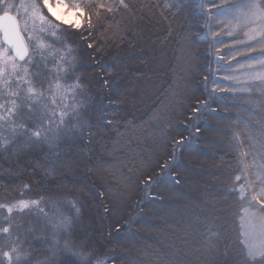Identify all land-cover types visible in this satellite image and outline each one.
<instances>
[{
    "label": "snow or ice",
    "instance_id": "obj_1",
    "mask_svg": "<svg viewBox=\"0 0 264 264\" xmlns=\"http://www.w3.org/2000/svg\"><path fill=\"white\" fill-rule=\"evenodd\" d=\"M181 6L179 2L167 5L176 11ZM146 7L133 0H0V129L9 133L0 143V154L10 152L15 158L42 152L39 160L30 162V174L33 179L39 174L36 183L51 193L31 198L32 186L20 179L28 168L0 167V189L15 192L18 197L0 202V210L6 213L0 215V234L11 241L9 250L0 249V264H115V252L103 258L98 255L92 225L83 223L81 218L78 204L82 201L78 194L93 190L99 197L107 194L109 199L102 202L103 211L114 215L134 189L135 180L121 173L123 187L118 184L116 194L110 187L97 184L93 176L103 179L115 167L108 156L116 152L119 141L108 145L100 136L97 149L87 147L79 151L76 141L86 131V144L91 145L94 124L103 132L116 123L114 113L97 115L103 109L87 103L104 99L103 93L89 95L93 84L85 83L87 72L100 69L104 76L99 77L98 83L114 91L116 81L111 75L118 70L117 66L122 71L125 61L132 56L115 57L109 63L104 59V51L113 46H131L136 38L134 26ZM199 8L206 16L204 27L212 34L211 42L229 47L225 63H220L225 56L218 55L219 49L212 52L217 66L224 68L223 80L229 83L219 82L218 74L207 69L212 80L209 83V75L203 77L202 86L208 92L192 108L197 114L193 123L201 113L216 114L211 97L220 99L219 94L226 93L233 101L248 105L249 123L255 121L260 135L253 142L250 135L254 133L240 134L232 126L228 134L233 141L230 149L235 153V165L229 163L228 170L222 173L230 179L214 197L217 202L210 205L214 211L210 215L195 214L188 226L199 233V239L195 235L192 239L198 245L196 251L202 264H264V0H200ZM221 33L232 38L231 46L220 38ZM192 48L190 37L185 36L183 50L189 70ZM85 52L89 53L87 62L79 58ZM90 53H97L99 58ZM237 56L244 59L233 65L231 61ZM120 102L119 98H108V104ZM84 112L92 119L85 118ZM226 118L221 117V121ZM204 131L224 134L219 123L207 121ZM200 132L201 128L196 127L195 133ZM174 143L179 147L185 140ZM207 143L219 141L209 139ZM81 156L83 160L77 159ZM162 167L163 172H168V164ZM163 172L155 177L146 175L144 189L160 181ZM48 177L52 178L51 183L40 182ZM25 194H29L28 198ZM145 197L163 199L160 193L147 191ZM140 202L137 201L138 206ZM229 210L237 218L235 230L225 227ZM130 222L131 217L125 226ZM113 231L119 233L120 226ZM112 234L107 233L110 241ZM21 236H31V240L21 242ZM183 243L187 245L189 241L184 239ZM173 248L174 251L163 255L154 253V259L147 264H189V253Z\"/></svg>",
    "mask_w": 264,
    "mask_h": 264
},
{
    "label": "trees",
    "instance_id": "obj_2",
    "mask_svg": "<svg viewBox=\"0 0 264 264\" xmlns=\"http://www.w3.org/2000/svg\"><path fill=\"white\" fill-rule=\"evenodd\" d=\"M134 3L146 4L147 7L143 10V16L138 20V24L134 26V31L136 38L132 40L131 46L125 44L123 47L116 48L115 46L104 51V59L108 60L109 63L113 62L115 57L123 56H132V59L125 61L124 68L122 71L119 70L120 66H117V71L111 75V79L116 81L114 86V91H108L104 88L103 85L98 83V79L101 76H104V73L100 69H94L87 72L88 80L86 83L93 84L92 90L89 93L90 96H97L100 93H103V100H89L87 101L89 105H96L98 108H102V112H97V115H103L105 112L108 114L116 115V123L110 127H106L103 132H100L99 129L93 126L92 129V139L93 143L91 145L86 144L87 133L86 131L82 132L83 138L76 141L77 151L81 148L92 147L97 149L99 147V137L103 136L104 143L108 145H114L117 141H122L124 137L126 138L127 134L125 132L129 131L130 126L144 123V120L147 115L149 117L156 118L157 116L162 117V119L157 122L155 125H148V129L153 133H161L163 137V151L158 154L153 163L147 165L145 171L141 172L137 176L136 185L137 189L135 193L131 196L125 211L116 219H111L110 214H106L103 211L102 202L108 201L107 194L104 197H99L96 190L92 192L83 191L78 194V199L82 201L79 203L81 210V218L83 223H88L92 225V233L97 239L98 246V255L100 257H105L108 254L115 252L116 260L115 264H136L132 262L131 257L127 255L125 251V242L134 236H140V233L137 232V229L141 227L146 218L155 211V209L161 205H164L166 200L167 193L171 190L175 193H183V187L185 178L182 173L183 169H187V164L185 162L186 157L189 153L196 151L197 149L204 146L207 142L209 134H206L204 131L205 121L217 124L219 126H224L226 129L225 134L229 135L233 130L237 133L243 134L245 131L254 133L253 137H259V132L257 131V125L253 120L251 125H247L250 120V113L248 112V105L244 104L241 100L233 101L230 99L229 94L220 95V99H217L216 96L211 97V106L217 110L216 114L209 115L207 112L199 114V120L196 123H193L196 117V113L192 112V108L195 106L197 101H202L207 95V88L203 87V77L209 75L207 69L211 68L216 70L215 66V56L212 55L214 49H219L221 54L228 59L226 55L229 52L228 47H224L221 44H213L211 42V32L207 31L204 27L206 16L202 14V10L199 8L200 0H133ZM181 3V8L179 11H176L175 8H169L167 5ZM185 13V23L183 21L177 22L173 18ZM141 14L138 13V16ZM180 23V24H179ZM178 24L179 27H175ZM170 25L174 27L170 28ZM213 27H216L213 25ZM171 29V30H170ZM170 31H172L170 36ZM190 37L193 48L192 56L193 63L192 69L195 70L193 73H189L188 79L185 81L181 73L178 71L181 65L176 61V51L185 52L183 50V42L177 43V39L182 37ZM220 38L225 41V43L231 46V37H226L223 33L220 34ZM166 42L169 48V58L167 60V65L169 68L172 67L173 77H166L157 91L153 88L152 70L155 67V59L151 58V55H159L161 53V48L158 46L160 43ZM93 56H97V53H90ZM89 55L88 52H85L83 56L79 58L86 61V57ZM243 56H238L236 60H233L231 63L235 65L237 61H243ZM177 65V68L173 67ZM87 71L81 69V72ZM142 76V79H131ZM147 76V77H146ZM109 78V77H105ZM212 80V76L209 75V83ZM178 84L181 87L186 86L188 89L193 87V94L189 97L188 94H182L181 98L186 99L185 107H181L177 104H173L171 100V95H173V90L175 88L174 84ZM222 83V82H221ZM227 85V84H226ZM136 87L139 88V93L146 94L150 93L156 95L151 101V109L149 112H139V113H129L127 105L125 102L124 92L128 91L129 88ZM178 88V87H177ZM108 98L120 99L119 105L113 103L108 104ZM229 100V101H228ZM231 105L235 104V107H229L228 103ZM124 106V107H123ZM180 109L177 114L174 110L165 111L162 107ZM154 108V109H153ZM228 108V111L225 112L224 109ZM167 116V118H164ZM221 117H228L221 121ZM87 119H92L86 113ZM258 119V117H257ZM246 123V124H245ZM187 125V127H185ZM200 127L201 132L199 134L195 133V128ZM251 136V135H250ZM229 141L226 140L224 143L228 144L226 146L222 145V148H218L214 151V158L210 162L213 168L209 170L210 173H215L217 179L211 182L210 180H203L201 182V188L203 191L208 192V189H211L212 186H215L219 183H224L226 180L230 179L229 177L222 174L228 170L229 163L233 166L235 165V160L233 159L235 153L230 149V145L233 143L232 138L229 135ZM183 138L185 143L176 146L174 143L175 140ZM243 139V135L240 136ZM134 143H130V146L133 147ZM135 146V145H134ZM65 147H70L65 145ZM246 147V146H245ZM43 152L44 149H43ZM42 155V152H33L29 155H20L17 158L8 157L4 153L0 154V167L3 169L16 168L17 166H24L28 168V172L25 173L20 179L24 183H29L33 191L30 194L31 197H37V195L49 196L50 192L42 189L40 184L36 183V180L39 179V174H36V179H33L31 173L30 162L39 160ZM106 155V153H105ZM77 159L83 160V157H78ZM221 160L225 163H221ZM113 165H117L121 168L118 161H111ZM217 163V165H214ZM168 164V172H163V165ZM212 169L216 172H212ZM208 171V166H207ZM123 174L134 175V173H126L124 169H121ZM163 172V178L157 183L153 184L151 188L144 189V179L146 175L151 174L155 177L157 174ZM93 181L97 184H104L103 179L98 176H93ZM175 181H178L176 183ZM41 183H51L52 178L48 177L45 180H41ZM100 191H104L103 188ZM145 191L150 193H160L163 199H148L145 197ZM2 196L6 197H17L16 193H5L0 189ZM29 196V194H25ZM141 201L139 206L137 201ZM131 217V222L125 226V221ZM188 219V218H187ZM230 221L236 224V217L229 210L227 221ZM117 220V221H116ZM185 220V219H184ZM119 225L120 231L116 233L113 229ZM236 226V225H235ZM192 235L197 236L199 239V233L194 232L193 229H190ZM112 232L111 241L107 237V233ZM233 238L234 232L232 233ZM124 243V244H123ZM197 245V243H196ZM198 246V245H197ZM70 263V261H69ZM111 264V262H109Z\"/></svg>",
    "mask_w": 264,
    "mask_h": 264
},
{
    "label": "rangeland",
    "instance_id": "obj_3",
    "mask_svg": "<svg viewBox=\"0 0 264 264\" xmlns=\"http://www.w3.org/2000/svg\"><path fill=\"white\" fill-rule=\"evenodd\" d=\"M14 2L18 3V0H14ZM185 15V13L179 15L178 17L176 15L173 20L177 22L183 21L185 23ZM171 27H174V25H171ZM175 27H179L178 24H176ZM171 33L172 31H170V36ZM183 41L184 37L176 40L177 43ZM159 47L161 48V53H159V55H155V57L151 55V58L155 59L156 62V65L152 70L151 77L154 83L153 88L155 91L158 90L159 85L161 84V80L163 81L164 79H166V77L174 76L172 74V67L169 68V66L166 64L170 55L167 43L164 41L163 43H160L158 48ZM219 54H221L220 51L218 55ZM242 58L244 59V57ZM176 60L177 63H179L180 65L182 64L178 71L186 81L189 77V73H193L195 70H193L192 68L191 70H189L185 52L176 51ZM214 61L217 68L215 72L219 76V82H222L225 85L228 84V81L223 80L224 68L217 66L218 62L216 58ZM227 61L228 59L225 57V61L220 63H225ZM173 67H175L176 69L177 65H173ZM134 79H142V76L139 75L138 77L131 79V81ZM174 86L175 88L172 93L173 95H171L173 104L185 107L186 99H183L181 103V93L188 94L190 97L193 94V87L188 89L186 86H183L184 88H182L181 83L180 86H178L177 83L174 84ZM139 92V88L137 89L136 87H131L128 89V91L124 92V97L126 99L125 102L129 113H148L152 107L151 101L156 97V95H152V91L146 94H141ZM222 94L226 93H221L219 95ZM228 105H231V103H228ZM162 109H165V111H170L173 109L177 114L180 111V109H175V106L171 108L162 107ZM86 113L87 112L83 113L85 118ZM164 118H167V116H165ZM161 119L162 117L159 116L153 118L147 115L144 123L130 126L129 131L125 132V134H127L126 138L124 137V139L119 142L116 152L111 153L110 156H108V153L106 152V156H108L110 161L116 160L120 163L121 166L120 168L117 165H114L115 167L109 172L105 173L103 177L104 185L106 187H110L113 194H116L119 191V189L117 188L118 184H120V187H123V185L121 184V169H124V171L128 174L132 172L134 173L135 171L134 175H126L131 176L136 182L137 176H139L141 172L145 171L147 165L153 163L154 158L163 151V137L162 135H160L161 133H153L148 129V125H155ZM247 125H250V123L248 122ZM222 128L224 129V134H209L207 138L208 140L215 139L219 141V143L209 144L206 142L204 146L194 152L189 153V155L186 157L185 162L187 164V169H183L184 172L182 173L183 177L185 178V182L183 183V193L177 194L170 190L167 193V201L165 202V204L157 207L155 211L146 218L144 224L137 229V232L140 233V236L130 237L125 242L124 252L129 255V257H131L133 263L147 264V262L154 259V253H160L161 255H163L167 252L174 251L173 246H176L184 249V251L189 253V264H202V261L198 259L199 254L196 251L198 246L192 239L193 235L190 231L191 228H189L188 225L195 214L210 215L214 211V209L210 207V205L216 204L217 201L214 197L218 196L219 189L224 184H216L215 186H212L211 189H208V192L203 191L201 188V182H204L203 180L206 179L213 182L217 179L216 175H214L215 173L213 174L209 172V170L213 168V165L210 166V162L215 157L214 151L218 148H222V145H228L224 142L226 140L229 141L230 138L229 135L225 134L227 128H225L224 126H222ZM7 137H9V133L4 129H0V143H2L3 140ZM256 138L258 137L250 136V139H252L253 142H255ZM130 143H134L133 147L130 146ZM44 151L46 152L47 150L44 149ZM109 152H111V149H109ZM4 154L8 157H12L10 152H4ZM214 165H217V163H215ZM116 169H119V171H116ZM129 169H132V171H129ZM137 169H139V171ZM213 171L216 172L212 169V172ZM136 189L137 185L135 183V187L130 192L129 197L121 201L119 212L115 213L114 215H110L111 219H117L125 211V208L127 207L129 200L133 193H135ZM17 198L18 197L2 196L0 193V202H5L6 200H15ZM25 198H28V196L25 195ZM4 214L6 213H4L3 210H0V215ZM225 227L235 230L237 228V223H232L229 219V221H227V223L225 224ZM233 232L235 236V231ZM184 239H187L189 241L187 245L183 243ZM28 240H31V236H28L26 239L24 236H21V242L26 243ZM10 243L11 241L0 234V249H3L5 251L9 250ZM69 264H71V262Z\"/></svg>",
    "mask_w": 264,
    "mask_h": 264
}]
</instances>
